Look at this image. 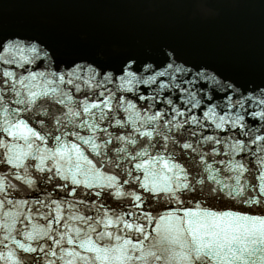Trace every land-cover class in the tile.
I'll return each mask as SVG.
<instances>
[{
  "label": "snow or ice",
  "instance_id": "obj_1",
  "mask_svg": "<svg viewBox=\"0 0 264 264\" xmlns=\"http://www.w3.org/2000/svg\"><path fill=\"white\" fill-rule=\"evenodd\" d=\"M37 40L0 30V264H264V81Z\"/></svg>",
  "mask_w": 264,
  "mask_h": 264
},
{
  "label": "water",
  "instance_id": "obj_2",
  "mask_svg": "<svg viewBox=\"0 0 264 264\" xmlns=\"http://www.w3.org/2000/svg\"><path fill=\"white\" fill-rule=\"evenodd\" d=\"M0 30L37 37L62 61L83 57L76 62L108 71L129 53L140 57L134 70L145 62L163 67L169 58L162 51L175 49L176 63L193 75L207 66L226 83L264 81V0H0ZM213 95V103L223 99Z\"/></svg>",
  "mask_w": 264,
  "mask_h": 264
}]
</instances>
